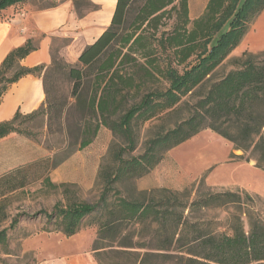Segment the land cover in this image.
Returning <instances> with one entry per match:
<instances>
[{
    "label": "trees",
    "instance_id": "obj_1",
    "mask_svg": "<svg viewBox=\"0 0 264 264\" xmlns=\"http://www.w3.org/2000/svg\"><path fill=\"white\" fill-rule=\"evenodd\" d=\"M29 2L0 0V13ZM263 11L264 0H208L203 15L191 22L187 0H116L109 27L82 50L75 65L52 55L48 67H22L21 61L38 48L35 39L9 52L0 64V101L10 86L26 76L42 79L45 100L37 111L25 116L16 112L12 120L0 123V140L10 134L27 136L20 127L38 118L44 119L48 131L55 123L67 127L71 110L80 114L79 150L92 143L100 127L132 139L134 122L158 123L148 130L139 158L131 162L119 158L109 173L100 171L102 191L95 203L55 207L46 214L50 228L42 231L69 238L94 226L104 243L95 251L106 256L115 243L124 249L113 264H152L153 249L143 244L140 249L148 251L131 252L136 249L132 238H120L127 229L149 233L150 243H156L155 250L167 261L264 264V212L256 210L255 199L244 191L214 192L201 181L194 200L187 202L166 189L128 197L115 190L117 184L149 173L165 153L202 130L217 134L243 156H253L256 168L264 172V51L242 53L229 61V72L216 77L229 52ZM203 53L200 64L178 74L179 68ZM61 80L70 87L67 98L59 87ZM158 81L169 88L146 89ZM182 111L186 117L166 127L167 120ZM65 159L43 162L49 172ZM43 183L57 188L47 176ZM190 194L189 190L187 198ZM222 209L230 211L223 222L196 218ZM89 219L92 222L85 224ZM18 224L16 217L10 229ZM6 232L0 231V251L7 247ZM100 256L98 263L103 264Z\"/></svg>",
    "mask_w": 264,
    "mask_h": 264
},
{
    "label": "rangeland",
    "instance_id": "obj_2",
    "mask_svg": "<svg viewBox=\"0 0 264 264\" xmlns=\"http://www.w3.org/2000/svg\"><path fill=\"white\" fill-rule=\"evenodd\" d=\"M64 1L72 4L78 16L96 10L100 5L106 6L107 0H30L34 10L56 6ZM107 1V2H106ZM196 13H199L205 0H188ZM64 42L54 40L51 56L60 57ZM264 51V11L249 26V30L235 49L216 72L220 77L232 68L229 61L238 58L244 52L259 53ZM193 57L188 64L178 69L183 75L200 64L204 58ZM64 98L69 95V85L62 81L59 84ZM169 85L164 81L148 84L146 89L165 90ZM186 117L184 111L173 115L165 123L170 128ZM68 126L53 124L48 131L45 121L38 118L26 121L20 128L27 136H20L0 143V231L6 230L8 243L0 251V264H99L98 255L103 264L116 262L118 253L124 251L117 243L110 245L106 256L102 251H95L104 243L98 240L94 226L83 228L76 235L66 238L62 233H47L42 230L46 225V214H51L55 207L65 206L69 202L95 203L101 194L102 185L98 175L103 169L109 173L118 159L131 162L144 153V144L148 130L156 126L157 121L133 123V137L126 138L120 132L113 133L100 127L92 143L79 150V138L82 131L77 127L80 114L74 110L68 112ZM133 144V145H132ZM233 150L232 145L210 130H202L196 136L168 151L162 161L142 177L117 184L115 190L123 196L137 192H150L166 189L182 195V200H194L197 185L203 182L214 192L244 191L252 196L258 212H264V172L256 168V161L250 154L244 155ZM47 158L55 161L65 159L58 167L47 172ZM11 168L10 170H7ZM47 176L56 189L43 183ZM22 186V187H21ZM191 191L187 198L188 191ZM230 214L229 210H212L197 215L199 220L209 219L223 222ZM18 218L19 224L10 229L11 222ZM89 219L85 224L91 223ZM129 236L136 249L130 250L139 254L143 244L153 249L152 264H182L173 259L167 261L156 251V243H150L149 233L145 231H124L120 238ZM120 239L117 241L119 242ZM106 244V243H105ZM143 245V246H144Z\"/></svg>",
    "mask_w": 264,
    "mask_h": 264
},
{
    "label": "crops",
    "instance_id": "obj_3",
    "mask_svg": "<svg viewBox=\"0 0 264 264\" xmlns=\"http://www.w3.org/2000/svg\"><path fill=\"white\" fill-rule=\"evenodd\" d=\"M96 10L78 16L71 2L64 1L53 8L34 10L29 3L13 6L0 13V64L9 52L24 45L28 39L37 40L38 48L21 61L24 68L51 64V46L54 40L64 42L60 57L68 65H75L82 50L93 44L109 27L116 0H107ZM106 1V2H107ZM188 2V0H187ZM208 0L199 13L188 3V18H200ZM241 44V43H240ZM42 79L26 76L9 87L0 101V123L12 120L16 112L29 115L44 103ZM21 135L10 134L0 143ZM8 168L7 170H10Z\"/></svg>",
    "mask_w": 264,
    "mask_h": 264
}]
</instances>
